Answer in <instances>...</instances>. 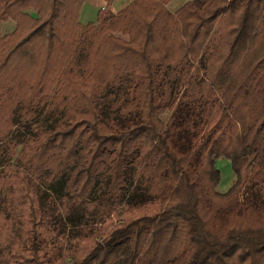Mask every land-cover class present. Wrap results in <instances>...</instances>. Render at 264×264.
<instances>
[{
    "label": "trees",
    "instance_id": "trees-1",
    "mask_svg": "<svg viewBox=\"0 0 264 264\" xmlns=\"http://www.w3.org/2000/svg\"><path fill=\"white\" fill-rule=\"evenodd\" d=\"M105 1L82 24L86 0H0V164L14 153L0 169V215L19 220L0 264H54L58 237L84 235L89 215L71 208L45 253L39 222L19 225L35 217L32 199L160 203L73 264H264V0H188L174 12L169 0L117 12ZM219 157L235 174L223 193ZM14 192L22 207L11 213Z\"/></svg>",
    "mask_w": 264,
    "mask_h": 264
},
{
    "label": "rangeland",
    "instance_id": "rangeland-1",
    "mask_svg": "<svg viewBox=\"0 0 264 264\" xmlns=\"http://www.w3.org/2000/svg\"><path fill=\"white\" fill-rule=\"evenodd\" d=\"M110 0V10L112 12H117L118 10L124 8L128 3H130L132 0ZM188 0H169V3L167 4V8L169 11L174 12L178 7L183 5ZM115 2L114 5L112 3ZM107 5V2H106ZM111 5L113 7H111ZM105 6V5H104ZM11 22L6 23L2 26L1 30L2 33H10L13 28L15 27V23ZM2 23V22H1ZM115 35L121 36L120 33H116ZM123 38H127V36H123ZM200 75L203 77L204 74L201 71ZM171 114V109L166 108L159 112L158 119L160 120L162 126L165 127L166 122ZM2 152V151H0ZM11 162L9 164H0V169L3 168L5 171L12 167L14 162V153L11 152ZM215 166L219 170L220 173V181L217 185V191L218 192H225L227 191L230 186L233 184L235 179V174L233 172V168L231 165V161L224 157H219L215 160ZM4 171V172H5ZM13 195V203H15L14 207H10V212H15L17 210H20V200H23V196L19 192L12 193ZM50 198V195H44V200ZM25 202H28L25 200ZM77 203H74L72 205L68 204H59V201H57L56 206H46L45 207H39L38 203L35 199H32L31 206L35 210V217H29V214L26 212L23 213V220L19 222L20 229L24 230L30 227V223L34 220L38 221L36 228L39 230L40 235L43 238V241L41 242V248L47 245V248L45 249V253L49 252L52 249V244L50 243L49 235L55 234V231H53L55 224L52 223V221L57 222L59 225H62V223L65 221V215L69 212V210L76 209L77 212L86 213L89 215V223L86 227H84V235L79 236L76 240L69 243L67 239L63 236L58 237L59 242L62 244V249L60 251L61 257L59 258L57 255L55 256L56 262L54 264H73L76 259H79L83 257L91 248L94 246V242L97 240L103 239L115 226H117L121 221H127L132 220L135 218H138L143 215H152L155 212H157L160 209V203L156 200L149 201L144 204L139 205H123L120 208H117L116 210H110V209H100L98 206H94L91 203L87 204H80L78 201ZM4 204V202H2ZM24 207V206H23ZM75 210V211H76ZM12 216V215H11ZM17 219V218H15ZM13 217L9 221H5L3 217L0 215V240H3L5 237V230L8 225H11L10 223H13L16 225V223L19 220H15ZM15 231H17V226L13 228ZM13 232V234H16L17 232ZM24 234V233H23ZM22 234V235H23ZM26 233L21 236L19 239V248L24 250L25 253H29L27 246H26V240L25 237ZM23 246V247H22ZM43 253V256L45 255ZM45 258V257H44ZM45 261V259H44Z\"/></svg>",
    "mask_w": 264,
    "mask_h": 264
},
{
    "label": "crops",
    "instance_id": "crops-1",
    "mask_svg": "<svg viewBox=\"0 0 264 264\" xmlns=\"http://www.w3.org/2000/svg\"><path fill=\"white\" fill-rule=\"evenodd\" d=\"M114 4H115V2L112 3V5H114ZM104 5H106L105 0H86V2L83 4V6L81 8L80 15H79V21L82 24H86L88 22L95 21L97 19L98 10L101 7H103ZM112 5H111V7H113ZM9 22H11V21L8 20L5 22H2L1 28L4 24L9 23Z\"/></svg>",
    "mask_w": 264,
    "mask_h": 264
}]
</instances>
